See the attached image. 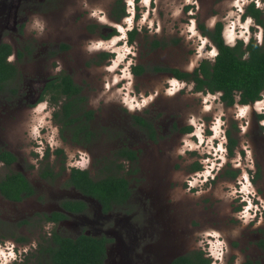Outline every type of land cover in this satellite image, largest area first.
I'll return each mask as SVG.
<instances>
[{
    "label": "rangeland",
    "instance_id": "rangeland-1",
    "mask_svg": "<svg viewBox=\"0 0 264 264\" xmlns=\"http://www.w3.org/2000/svg\"><path fill=\"white\" fill-rule=\"evenodd\" d=\"M117 1L0 0V43L10 44L15 55L25 47L33 51L32 56L20 61L17 57L8 60L16 62L20 77L12 85L16 94L11 93V87L0 92V148L18 157L13 169L25 172L37 190L35 197L18 204L0 195V264H44L45 259L35 254V247L43 240L45 228L22 227L19 223L37 213L58 210L65 199L85 200L89 209L83 215L70 216L58 227H49L51 232L70 238L84 233L112 239L106 264H172L176 258L193 252H205L212 259L211 264H244L248 260L264 264V216L259 215L252 223L249 210L257 201L255 192L264 207V132L256 122L254 108H247L244 114L241 107L227 108L219 96L196 94L193 84H175L171 73L148 72L134 77L131 69H122L129 52L125 55V49L115 43L120 45L123 37L111 40L113 43L106 40L111 28L120 26L112 18ZM123 1L129 4L133 0ZM239 1L152 0L150 4L151 0H138V15L144 14V18L143 30L139 29L134 42V63L151 70L160 67L191 73L202 61L214 60L216 51L205 52L209 44L202 36L201 26L213 30L218 22L224 24V32L239 34L245 45L252 35L259 37L258 42L262 38L264 44V29L257 30L256 21L250 19L242 25V15L234 8L238 3L241 7L248 5L251 0ZM255 1L256 8L264 11V0ZM37 22L43 30L36 26ZM250 26L255 27V33ZM243 27L245 31L238 33V28ZM156 40L165 41L167 47L152 50L151 44ZM110 51L114 54L113 63L102 60L103 54ZM62 72L85 87L82 96L87 102L82 109L94 112V118L89 120L94 140L85 143L86 148L68 141L72 139L71 128L61 132L55 113H59L62 102L55 105L46 97L39 105L45 84ZM122 79L126 81L120 83ZM127 106L132 112L140 110L136 114L155 123L157 142L138 130L132 119L135 113ZM223 116L226 121L221 123ZM212 117L218 119V130L215 128L208 141L220 137L223 125L229 126L240 145L232 168L241 169V174L233 179L232 168L218 171L219 176L204 185L192 172L197 158L188 152L187 144L198 155L204 154L206 148H198L175 128L194 124L200 136L207 128L201 120ZM225 142L221 141V145L226 146ZM125 146L140 152L139 170L135 172L127 165L131 171L127 175L131 199L125 207L107 215L96 201L65 187L67 176L49 183L38 173L49 165L59 170L66 158L69 169L90 166L95 174L93 165L105 158L112 160L114 152ZM57 149L64 153L56 155ZM48 153L50 159L45 161ZM9 171L0 163V180ZM246 171L255 176L253 183H241L242 175L247 177ZM66 173L69 175V170ZM242 188L246 194L243 199ZM245 201L246 209H242ZM16 239L30 241L16 256L25 251L22 256L32 253L34 257L13 262L15 254L7 248L13 250L11 244Z\"/></svg>",
    "mask_w": 264,
    "mask_h": 264
},
{
    "label": "trees",
    "instance_id": "trees-1",
    "mask_svg": "<svg viewBox=\"0 0 264 264\" xmlns=\"http://www.w3.org/2000/svg\"><path fill=\"white\" fill-rule=\"evenodd\" d=\"M118 9L120 11L116 13ZM248 14L255 19L257 25L264 29L263 10L256 8L253 4L249 7ZM125 15L126 9L123 0H118L113 17L116 20H121ZM223 27L222 23H218L214 31L202 27L204 35L211 39L218 48L219 53L214 62L204 60L193 74L160 67L151 70L142 65L134 68L135 74L141 76L147 72L170 71L180 80L195 82L196 92H210L213 94L221 92L223 94L222 99L227 106L235 104L237 95L240 96L241 103L245 105L260 100L264 93V44L259 45L255 40H251L245 45L243 41H239L236 46L229 47L225 45L222 38ZM131 36L134 39L135 34ZM165 46L164 43L156 41L153 44V50ZM64 48L66 50L68 47ZM12 52L13 49L9 45H0V92L2 93L7 91L10 82L11 93H17V89L12 85L20 77V72L16 65L9 64L6 61V58ZM23 57L24 54L20 52V60ZM108 57V54H103L102 60ZM84 90L85 87L78 85L72 76L62 72L49 80L42 95V100L49 97L55 105L62 102V107L59 113H55V118L64 128H71L73 142L78 145L89 144L94 140V133L89 127V120L94 118V112L82 109L83 104L87 102V99L82 96ZM135 119L141 126L140 129L149 136L150 140L157 142L159 135L154 124L142 117ZM231 142L234 146L235 143L232 139ZM61 154H63V150L56 151V155ZM46 157V160L50 159V154L48 153ZM1 159L10 168L16 157L12 153L4 152ZM127 165L138 172L140 157L136 151L128 147H122L114 152L112 160L105 158L102 163L95 165V169H97L94 170L95 178L91 177V171L72 168L70 178L64 185L68 188H76L83 195L97 200L101 204L103 212L108 214L114 209L124 206L132 196L131 182L127 178L131 171L127 170ZM54 169L49 165L43 172L42 177L54 182L57 177L66 171L65 166L62 167L61 173H55ZM0 194L9 201L21 202L34 196L36 191L22 174L9 173L0 181ZM61 207L73 214L85 213L88 210L87 204L82 201L64 200ZM46 217L47 221L56 224L67 219V216L61 212H54L51 217L46 214ZM24 224H29V222L24 221ZM112 241L106 236L93 237L83 233L77 238H70L54 232L52 240L41 245L40 256L45 257L44 264H106L108 245ZM19 242L25 243L27 239H19ZM211 263L212 259L207 257L205 252H193L183 255L172 262V264ZM244 264L260 263L248 260Z\"/></svg>",
    "mask_w": 264,
    "mask_h": 264
},
{
    "label": "flooded vegetation",
    "instance_id": "flooded-vegetation-1",
    "mask_svg": "<svg viewBox=\"0 0 264 264\" xmlns=\"http://www.w3.org/2000/svg\"><path fill=\"white\" fill-rule=\"evenodd\" d=\"M138 0H133V1H130V3L128 4V1H123V5L125 6V9H126V15L121 19V20H116V18H114L113 16H112V18H113V20H114V24H117V25H120V26H115V27H112L111 28V34L106 38V40L108 41V42H111V43H113L111 40H116L117 39V37H119V36H122L123 38V42L120 44V45H118V41H116V43H115V46L116 47H122L121 48V50H123V49H125V55L129 52V54H127L126 56H125V58L127 59V61H126V63H125V65L124 66H120V67H122V69H124L125 70V68H127V69H131V75H134V77L135 76H137V77H140V76H138V75H136L135 74V72H134V68L135 67H138V66H140L141 64H135L134 63V61L135 60H133L134 59V42H135V39H136V36L139 34L138 32H139V29L141 28L142 30H143V27H142V25H141V23H142V21H143V15L144 14H142V15H138V11H139V7H138V5H136V2H137ZM140 1H143V0H140ZM239 1V0H238ZM241 1H239V3H240ZM263 2V1H262ZM239 3L237 4V5H235L234 6V8L235 9H237L238 11H239V14H241L242 15V19H241V22H242V25H246L247 23H248V21H249V19L250 20H253V21H255V19L251 16V15H249L248 14V9H249V7H251L253 4H255V6H256V4H258L255 0H251V2L247 5L246 3L245 4H243V6L241 7L240 5H239ZM260 3V2H259ZM127 4V5H126ZM150 4H152V0H151V2H150ZM262 8H264V4H263V7ZM260 9V8H259ZM243 10V11H242ZM147 20H149V19H147ZM218 23H222V22H218ZM218 23L213 27L214 29L212 30V29H209L208 27H206V26H204V27H206L208 30H210V31H214L215 29H216V27H217V25H218ZM145 24H146V22H145ZM145 24H143V26L145 25ZM223 24V23H222ZM145 26H147V25H145ZM154 26V25H153ZM223 26H224V24H223ZM255 26H256V29L257 30H259V29H261L262 27L261 26H257L256 24H255ZM121 28V29H119V28ZM203 26H201V28H202ZM261 27V28H260ZM150 28H153V27H151L150 26ZM253 28H255V27H253ZM252 28V26H250V29H252V30H255L254 31V33L256 32V29H253ZM240 30H244L245 31V27H243V28H238V30H237V32L239 33V31ZM132 34H135V36H134V39L132 38ZM234 35H236L235 37H234ZM202 36H204L205 37V39L207 40V44H209V48H206V50H205V52H208V53H211V52H213V51H216V54H215V58H214V60L212 61V62H214L215 61V59H216V57H217V55H218V53H219V50H218V48L215 46V44L211 41V39L208 37V36H205L204 35V33H203V30H202ZM222 38H223V40H224V43H225V45H227V46H229V47H234V46H236L237 45V43L239 42V41H244V39L243 38H240L239 37V34H236L235 32L233 33V34H230V33H228V32H224V27H223V32H222ZM251 40H255L259 45H263L262 44V38H261V42H258L259 41V37H255L254 35H252V36H250L249 37V39H248V41H247V43H246V45L251 41ZM156 41H159V42H162V43H164L166 46L165 47H163V48H166L167 47V43L165 42V41H163V40H156ZM156 41H154V42H152V50H153V44L156 42ZM120 42H121V40H120ZM2 44H7V45H9L10 47H12L10 44H8V43H0V45H2ZM158 49H162V47L161 48H158ZM158 49H156V50H158ZM20 52H22L23 54H24V58H25V56H32V54H33V51L32 50H30V49H28L27 47H25L24 49H22L21 51H18V53L15 55V52L13 51L12 52V54H10L7 58H6V61L9 63V64H14V65H16L17 66V64H16V62L15 63H12V62H9L8 60H10L11 61V57H17V61L19 60L20 61V58H19V53ZM105 54H108L109 55V57L108 58H106V59H104V61H108V63H113V60H114V54L110 51V52H105ZM208 60V59H207ZM209 61H211V60H209ZM203 62V61H202ZM201 62V63H202ZM127 64H129V66L127 67ZM201 65V64H200ZM200 65L198 66V67H195L194 69H193V72H191V73H188V72H183V73H188V74H193L199 67H200ZM112 66V65H111ZM110 66V67H111ZM143 66V65H142ZM145 67V66H144ZM176 70V69H175ZM108 71L110 72V70L108 69ZM121 74H123V71H121L120 72ZM148 73V72H147ZM154 74H158V72H153ZM159 73H171L170 71H164V72H159ZM146 74V73H145ZM144 74V75H145ZM144 75H141V76H144ZM171 76L174 78L173 79V82L176 84V83H179L180 84V82H182L183 84H193V87H194V91H195V82H188V81H186V80H180V79H178L173 73H171ZM74 79V78H73ZM126 81V79H122L121 81H120V83L121 82H125ZM16 82H14V84H15ZM8 84H10V85H8L9 86V88L11 87V82L10 83H8ZM169 84V83H168ZM79 85V84H78ZM186 85V86H187ZM45 86H46V84H45ZM45 86H44V88H45ZM81 86V85H80ZM83 87V86H82ZM8 88V89H9ZM44 88H43V90H44ZM171 88V87H170ZM7 89V90H8ZM195 93L196 94H201L202 96H205V95H208V96H219L220 97V100H221V102H222V104L225 106V107H227V108H232V107H234V106H237V107H241L243 110H242V114H244V112H246V110H247V108H250V107H253L254 108V112L256 113V122L259 124L258 126H259V129L261 130V131H263L264 132V93L262 94V98L260 99V100H258V101H256V102H254V103H251V104H247V105H245V104H242L241 103V98H240V96L239 95H237L236 96V98H235V104L234 105H232V106H227L226 105V103L224 102V100L222 99V97H223V94L221 93V92H217V93H210V92H207V93H205V92H196L195 91ZM40 104L39 105H41L42 104V102H43V100H42V95H41V97H40ZM38 105V106H39ZM260 105V106H259ZM127 108H128V110L130 111V112H132L131 110L132 109H130L128 106H127ZM246 108V109H245ZM263 111V112H262ZM137 112H141L140 110H136L135 112H132V113H135V115L134 114H132V115H134L133 117H132V119H133V124L138 128V130L139 131H141V126L138 124V121L135 119V118H137V117H142V118H144V119H146L147 121H149V122H151V123H153L154 124V126H155V123L153 122V121H151V120H148L147 118H145L144 117V115L143 114H136ZM236 115H239V112H237L236 113ZM241 118H244V116L243 117H241ZM205 119H207V118H204V119H202L201 121H202V123H203V125L205 126V127H207V128H205V130H203L202 132H201V134H200V136H198V134H197V132H196V128L194 127L195 125L194 124H191V125H189V126H187V127H184V128H182V129H178V127H176L175 128V132H177V133H181V134H183L184 136H186V137H189L190 138V140L194 143V145L195 146H198L199 145V147L198 148H200V149H202L203 147H205L206 149H205V153L204 154H202V155H198L196 152H193L192 150H191V145L190 144H187V147H189V149H188V152L189 153H191V154H193V155H195V157L197 158V160H196V162L193 164V167H192V172L196 175V178H198L199 179V183H202V184H207V182L209 181V183H210V181L211 180H215L218 176H217V174H218V171L219 172H224L226 169H231L232 168V166H234V163H235V156H236V153H237V151H238V149L240 148V145H239V143L234 139V133L235 132H231V129H230V127L228 126V127H226L225 128V125H223L222 127H221V129H220V137L219 138H221V141H223L224 139L226 140V146H225V144L223 143L222 145H221V141L219 140V138H217V137H215V138H213L212 140H210V141H208L209 140V137L210 136H214V134H215V132H214V130H215V128L217 127L216 126V121H218V119L215 117V118H210L209 120H205ZM220 121L219 122H221V123H223L224 121H226V119H225V116H223V117H221L220 119H219ZM198 124H200V123H198ZM60 125V130H61V132L62 133H64L63 132V125L62 124H59ZM247 125H248V122H247ZM175 126V125H174ZM155 129H156V126H155ZM222 129H223V131H222ZM233 129H235L236 131H239V129H236V126H234V128ZM157 130V129H156ZM210 130V132H208ZM216 130H218V128H216ZM144 133V132H143ZM216 134L218 135V133L216 132ZM145 135L147 136V137H149L146 133H145ZM72 137H73V134H72ZM45 139V138H44ZM63 139V138H62ZM231 139L233 140V142L235 143V145L233 146V143L231 142ZM63 140H66V138H64ZM149 140H150V138H149ZM36 141H38L37 139H36ZM68 141L69 142H71L72 144L74 143L73 142V139H68ZM152 141V140H151ZM154 142V141H153ZM184 144H185V142H183ZM74 144H76V143H74ZM78 145V144H77ZM80 146H82L83 148H86V146L85 145H80ZM125 147H128V146H125ZM209 147H210V150H208L209 149ZM47 148V147H46ZM45 148V149H46ZM128 148H130V147H128ZM87 149H88V147H87ZM131 149V148H130ZM58 150H62V149H57V151ZM133 150V149H132ZM246 149L245 148H243V151L242 152H244ZM134 151H136V150H134ZM4 152H9V153H12L15 157H16V160L11 164V166H10V168H8V166H7V164L4 162V160H2L1 159V156H2V154L4 153ZM137 153H138V155H139V157H140V152H138V151H136ZM64 153V152H63ZM55 154H56V151H55ZM241 155V154H240ZM243 155V154H242ZM241 155V156H242ZM44 157H45V155H44ZM246 157V156H245ZM45 161H46V159H45ZM18 162V157L13 153V152H11V151H8V150H6V149H4V148H0V163L4 166V168H7V169H10V171H9V173H20V174H22L27 180H28V182L34 187V189H35V191H36V194L34 195V196H32V197H29V198H26V199H24L23 201H21V202H13V201H10V202H13V203H23V202H25V201H27V200H30V199H32L33 197H35L36 195H37V190H36V187L34 186V184H33V181L26 175V173L25 172H20V171H15L14 169H13V166L16 164ZM43 162H44V160H42V161H40V164H41V166L40 167H43ZM80 162V160H78V163ZM123 162V161H122ZM140 162H141V160H140ZM125 163V162H124ZM126 164H128V163H126ZM91 165H92V163H91ZM63 166H65V168H66V171L65 172H63V174H61L59 177H57L56 178V180L53 182V181H49V180H47V179H44L42 176V174H43V172H45V170L46 169H39L38 170V173H40V178H43L44 180H46L47 182H49V183H57V182H59V181H61L63 178H65L66 176H67V178H66V180L63 182V185L67 182V180L70 178V174H71V170H72V168H76V169H81V165L79 166V167H72L71 169H69L68 167H67V165H66V158L64 159V161L63 162H61V165H60V169L58 170V167H54L55 169H54V172L55 173H61L62 172V167ZM95 166L93 165V168H94ZM28 168H30V169H32V166H29ZM68 168V169H67ZM89 168H90V166H89ZM88 167H86V168H84V169H81V170H87V171H91L92 172V174H91V177L92 178H95L96 177V175L95 174H93V170H90ZM233 169V168H232ZM246 169H248L249 170V168L248 167H246ZM67 170H69V175H66L67 173ZM233 170H235V169H233ZM247 173H246V178H245V176L244 175H242V180H241V183H245V182H248V181H250V182H254L255 181V176H251V172H250V174L248 173V171H246ZM8 173V174H9ZM7 174V175H8ZM205 174H206V177H205ZM240 174H241V169H238V170H235V171H233V179H236V178H239L240 177ZM4 177H6V175L4 176ZM3 177V178H4ZM2 178V179H3ZM220 178V177H219ZM257 178H258V176H257ZM1 181V180H0ZM241 185H243L244 186V184H241ZM131 187V186H130ZM70 188H72V189H74V190H76L77 192H79L76 188H73V187H70ZM192 188V187H191ZM132 189V188H131ZM245 190H243V188L241 189V195H243L242 196V199H243V197H245V192H244ZM80 193V192H79ZM80 194H82V193H80ZM1 195V194H0ZM83 195V194H82ZM255 195H256V199H257V201L255 202L254 201V203H252V207L249 209V210H251V212H252V216H253V218H251V219H253L252 220V223H254L256 220H258V217H259V215H262V216H264V207H263V202H261L262 200H261V198H258L259 197V195L255 192ZM3 197V196H2ZM83 197H85V198H89V199H92V200H94V201H96L100 206H101V204L97 201V200H95V199H93V198H91V197H87V196H85V195H83ZM4 198V197H3ZM247 198L248 199H251L250 198V196H248L247 195ZM5 199V198H4ZM131 199V198H130ZM7 200V199H6ZM65 200H71V199H65ZM9 201V200H8ZM64 200H62L61 201V203H60V208L58 209V210H56V211H53V212H42V213H37V214H35L31 219H29V220H25V221H27V222H29V224H24V221L23 222H21V223H19V225L20 226H33V225H35V226H37V228H40V229H42L43 230V228H45V236L43 237V240L42 239H40V241H39V243L37 244V247H35L36 248V250L35 251H37V253H35L37 256L38 255H40V247H41V245H43V244H45L46 242H48V241H50V240H52V238H53V234H54V230H53V232H51V229L49 228V227H58L61 223H63V222H65V221H67L69 218H70V216H72V215H83V214H85V213H87V211L85 212V213H80V214H73V213H70V212H67V211H65L62 207H61V204H62V202H63ZM71 201H82V202H85L86 204H87V206H88V209H89V204L85 201V200H71ZM129 202V201H128ZM127 202V203H128ZM127 203L124 205V206H121L120 208H122V207H125L126 205H127ZM246 201L244 202V205H243V208L242 209H246ZM101 209H102V213L103 214H105L104 212H103V208H102V206H101ZM54 212H61L62 214H64V215H66L67 216V219H65V220H63V221H61L59 224H56V223H54V222H52V221H47V217H46V214H48L49 215V217H51V215L54 213ZM240 212H242V211H240ZM254 213V214H253ZM108 214H110V213H108ZM105 215H107V214H105ZM255 215V216H254ZM0 218H1V215H0ZM1 220H2V218H1ZM257 223H258V221H257ZM47 226H48V228H47ZM56 233H58V232H56ZM59 234V233H58ZM30 241L27 239V242H25V243H21V242H19V239H16L15 240V243H13V244H11V245H13V250H11V248L10 247H8L7 248V250H8V252L9 253H11L10 251H13L11 254H15V257H12L13 259V262H15V261H22V260H24V261H26V259L28 260L30 257H34V255L35 254H32L31 253V255L29 256V255H23L22 256V254L23 253H25V251L23 252V253H21L20 255H18L17 254V256H16V252H18L19 251V249H22L21 247H23L24 245H26L27 243H29ZM22 245V246H21ZM263 247H264V245H263ZM28 251V250H27ZM5 253H7V251L5 252ZM41 258H43V259H45V257H41ZM23 261V262H24ZM17 262V263H18ZM247 262V261H246ZM45 263V262H44ZM16 264V263H15Z\"/></svg>",
    "mask_w": 264,
    "mask_h": 264
},
{
    "label": "clouds",
    "instance_id": "clouds-1",
    "mask_svg": "<svg viewBox=\"0 0 264 264\" xmlns=\"http://www.w3.org/2000/svg\"><path fill=\"white\" fill-rule=\"evenodd\" d=\"M37 27L41 28V30H43V25L42 24H39V22H37Z\"/></svg>",
    "mask_w": 264,
    "mask_h": 264
}]
</instances>
